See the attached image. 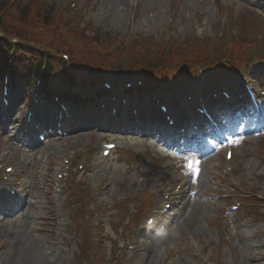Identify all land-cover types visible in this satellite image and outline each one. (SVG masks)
<instances>
[{
    "label": "rangeland",
    "instance_id": "374dc122",
    "mask_svg": "<svg viewBox=\"0 0 264 264\" xmlns=\"http://www.w3.org/2000/svg\"><path fill=\"white\" fill-rule=\"evenodd\" d=\"M8 0H6L7 2ZM66 0H43L42 3L44 9L52 7H58L60 4L64 3ZM121 0H114L113 3H109L108 0H100L97 4L98 8L96 13L93 15L94 24L102 30V33H106V37H123L126 36V33L129 30H133L134 33L137 31L141 35L156 36L158 41H161V38H169L174 36L175 38L183 39L186 35L190 37L197 36H209L214 32L219 33L218 28L220 27L219 23L227 21L230 18V13L227 9V6L230 5V12L233 9V13L237 15L240 11L241 5L232 6V0H145L140 16L137 18L135 23L132 22L129 16V11H131L129 0L128 5L123 10V3ZM247 0H235L236 3L245 4ZM86 2H82L81 5H84ZM146 5V6H145ZM173 6L174 11L171 12V16L168 17L169 7ZM217 6L220 7L221 17L216 16ZM121 7V8H120ZM43 9V7H42ZM171 18L174 19L173 24V33H167L168 24L171 21ZM261 21V26L264 27V16L259 18ZM19 107V104L17 105ZM85 136H79L76 139L70 140V143H77L81 145L87 140ZM264 140L259 141L258 143H252L245 148V161L243 163V169L240 172L234 174L233 181L240 182L242 187L247 190H257L260 193H264V160L259 154L261 149L264 147ZM1 146L8 147V141L0 144ZM52 146V145H51ZM47 146L45 149L39 153L37 156L38 162V173L36 176L37 179V189L34 192V197L37 201L43 199V192L48 188L50 179L45 180V175L47 174L48 165L46 164V159L50 157V148ZM57 146V145H55ZM60 148L61 151V147ZM11 152V151H10ZM14 154V151L11 153V156ZM61 157V154L60 156ZM55 162V161H54ZM226 164L222 159L216 161L213 165ZM113 172V181L114 185L112 192L108 193V198L113 199L114 196H122L126 193V190L129 188L128 182L129 179L133 176L128 172L127 168L124 166L112 165L109 168ZM222 169L215 173L213 172L212 176L208 174L203 180L201 187L202 190L199 193L197 198V206L195 202L193 204L196 208L197 213V223L192 230L181 231L180 237L173 240L174 243L181 244L187 243V246L182 249L180 254L181 259L179 264H203L197 260L192 252H195L193 246H189L188 237L191 235L190 232H199V238H203L206 243L217 240V234L211 225L212 220L216 217L218 211V205H213L206 202V199L202 198L206 195H214L211 191L215 188V181L222 175ZM211 177V178H210ZM204 178V177H203ZM33 199V202L35 201ZM223 206V203H221ZM37 210V209H35ZM37 212L38 215H46L42 209L34 211V209H29L27 215L19 222L17 225L14 224L10 229L18 228V235L15 239V245L11 248L7 255L5 264H12V260L17 256V250L20 247L21 243L25 242L24 240L28 236L30 238V244L32 246V255L30 257L29 264H51L59 260V264H64V259L60 258V255H67L66 249L62 253L59 248L52 247L48 240L49 234L46 232H38L37 229L43 227L44 222L39 221L32 216V214ZM28 214L30 215L28 217ZM191 215V214H190ZM200 219V220H199ZM209 223L211 227H207ZM25 224V226H24ZM186 227V225L184 226ZM255 226L244 224L243 226L237 229V233L233 234L230 239V260L231 264H249V257L255 251V249L260 248L261 242L258 239L251 238L250 235L256 232ZM9 230L7 227L0 228V235L3 237L4 232ZM212 231V232H210ZM45 239L47 242H45ZM156 245V242L149 244V249L146 251L145 262L146 264H158L162 258L160 248H153ZM73 251L68 257L72 256ZM60 254V255H59ZM51 260H50V259ZM54 264V263H52Z\"/></svg>",
    "mask_w": 264,
    "mask_h": 264
},
{
    "label": "bare ground",
    "instance_id": "6f19581e",
    "mask_svg": "<svg viewBox=\"0 0 264 264\" xmlns=\"http://www.w3.org/2000/svg\"><path fill=\"white\" fill-rule=\"evenodd\" d=\"M114 0H108L109 3H113ZM128 0H121V3L127 4ZM53 150V149H52ZM25 242L21 243L20 247L17 250V256L12 260V264H29L30 257L32 255V246L30 244V238L27 236L24 240Z\"/></svg>",
    "mask_w": 264,
    "mask_h": 264
}]
</instances>
